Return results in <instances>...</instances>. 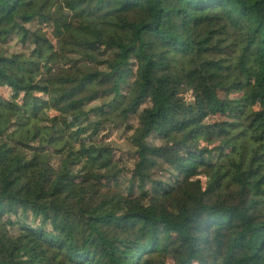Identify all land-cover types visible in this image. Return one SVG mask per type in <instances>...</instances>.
<instances>
[{
  "label": "trees",
  "instance_id": "obj_1",
  "mask_svg": "<svg viewBox=\"0 0 264 264\" xmlns=\"http://www.w3.org/2000/svg\"><path fill=\"white\" fill-rule=\"evenodd\" d=\"M13 36L32 50L0 46V88L25 109L0 97V264H165L173 233L175 264H264V0H0V45ZM219 81L258 108L207 123ZM135 116L139 163L167 180L113 187L121 162L98 138ZM200 168L230 200L206 201Z\"/></svg>",
  "mask_w": 264,
  "mask_h": 264
},
{
  "label": "rangeland",
  "instance_id": "obj_2",
  "mask_svg": "<svg viewBox=\"0 0 264 264\" xmlns=\"http://www.w3.org/2000/svg\"><path fill=\"white\" fill-rule=\"evenodd\" d=\"M38 21H35L31 24H28L26 27L30 30H34L36 27H39ZM42 28L47 32L48 37H50L53 41V43H56V41L53 39L52 36V29L49 26H42ZM3 50H6L9 55L11 54H18L21 56V59L27 60L29 57V54L32 50L31 46L29 45L28 41L25 43L18 39L16 36H13L12 39L7 41V43L2 46L0 45ZM49 72V69L48 71ZM216 88L218 89V94L220 96V99L223 100L224 105H223V112L218 115L217 117H212L210 118L207 123L213 124L215 122H225V121H230L232 120L233 117V112L234 108L232 106H235L237 103L242 102L244 99L249 102L254 109L258 108V103L257 101H254L250 98H247L246 95H244L243 92H230L228 87V83L226 81H219L215 83ZM36 98L37 101H47L48 96L45 95L42 90H38L36 92ZM0 97L9 102L11 106L19 113L23 114L25 112V109L23 107V95H17L14 94L13 91L9 88H0ZM186 101L187 102H192L193 97L191 93H187L185 95ZM104 101L103 99H100L93 105H91L90 108L94 106H99L103 105ZM59 114L51 108H45L44 110L41 111L40 113V118L43 120H52ZM140 122H139V117H131L127 123L125 124H116V125H105L102 128L104 131L100 134L98 140H102L105 142V144L109 145L112 147L116 160L121 162V168H122V175H121V180L118 181H112L110 183L111 186L113 187H118L121 183H127L129 185V180L136 174L138 171H142V173L145 172H150L153 173L155 183L158 182H164L167 180L166 173H162L161 170L156 167L153 164H145V165H140L139 163V157L136 154V148L132 143V136L134 133L139 129ZM177 141L176 140H170L169 145H174ZM150 144H155L162 146L163 142L162 140L157 137V135H153L149 139ZM200 147L202 148H208L211 150L212 148H219V143H208L205 139H201ZM226 153L229 152V150H225ZM199 171L202 173L201 178L203 181V187L206 190V201H214V200H219L220 198H225L227 200H230V195L225 194V195H220L219 192L216 191V187L214 184L209 183V178L204 174L203 169H199ZM175 217V215H174ZM5 223H9L10 219L7 217L2 219ZM180 236L176 234L171 235V246L169 247L168 251L163 254V262L165 264H175L176 259L178 255L181 252L180 249Z\"/></svg>",
  "mask_w": 264,
  "mask_h": 264
}]
</instances>
